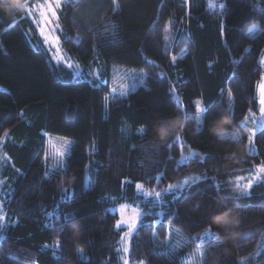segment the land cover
<instances>
[{"label": "trees", "instance_id": "obj_1", "mask_svg": "<svg viewBox=\"0 0 264 264\" xmlns=\"http://www.w3.org/2000/svg\"><path fill=\"white\" fill-rule=\"evenodd\" d=\"M222 1L216 11L207 0L66 1L62 46L85 68L99 63L106 83L93 84L55 65L25 11L0 0L2 178L12 190L0 264H183L197 250L202 264H264V175L247 196L235 187L264 164V126L256 155L244 136L258 113L264 0ZM140 71L146 84L133 90ZM45 134L72 141L50 177ZM125 203L141 219L121 260L127 230L111 208ZM226 210L235 223L217 219ZM209 228L215 236H202Z\"/></svg>", "mask_w": 264, "mask_h": 264}, {"label": "rangeland", "instance_id": "obj_2", "mask_svg": "<svg viewBox=\"0 0 264 264\" xmlns=\"http://www.w3.org/2000/svg\"><path fill=\"white\" fill-rule=\"evenodd\" d=\"M4 1L12 3V0H4ZM66 1L68 0H61L62 6ZM37 2L43 3V0H29V6L31 7ZM207 2H208L209 9H211L212 11L219 10L223 6L222 0H207ZM62 6L59 9H57L58 19L52 18V23L45 22V19L40 15V10H35L32 13V15H29L25 8H22V9L25 11L27 17L30 19L33 25V28H34V32L37 36V39L40 41L41 45L48 51L55 65L60 66V67L61 66L65 67L67 70H69L72 73L75 79H86L93 84L94 83H98V84L104 83L105 84L106 81L102 77V74H104V72H103V69L99 67V63H97V65H92L88 68H85L79 65L63 48L61 38H60L61 26L59 22V13L62 9ZM257 30H258V27L255 26L251 29L250 33L254 34L257 32ZM262 58H264V52H263V55H261L260 60H259L260 65L263 67V73L257 85V90H256V95H257V100H258V113H255L253 111L249 112L247 119L245 120V123H244V125H246V128H245L246 133L244 136H245L246 143H247V151L250 155H256L257 149L255 145V136L253 137V142L251 144L249 143L248 138H249V135H251L249 129H255V135H256V133L264 126V115H262L260 111L262 106L260 105V91H259V85L264 84V62H262ZM139 73L140 75L136 79L131 80V88L133 90L136 89L140 85L146 84V76L144 72L140 71ZM57 76L58 78H60V80L62 79L60 75H57ZM197 102H199L200 105L202 106L200 99L195 101V103ZM202 122H203V114L198 111L197 123H196L197 130H199L202 127ZM234 134H235L234 135L235 139L243 138V133L241 131L235 132ZM45 136H46V145H45V151H44V157H43V164H44V168L46 171V177H50L52 173H55L57 171H62L64 169L65 161L70 153L72 141L70 139L63 138L61 136H50L47 134H45ZM5 143H6V138L0 142V215H3L5 217L3 226L8 223L6 201L8 200L12 192V190H6L5 180L3 181V178H2L4 169L8 167L9 165H11L9 157L3 151V145ZM257 170H258V167L255 168L254 172L246 176H242L244 178L243 180L236 179L235 185L237 183L244 184L249 179H252L253 177H255L257 175ZM262 175L264 174H260V178ZM256 181H254V183ZM141 190L142 189L138 187V194L143 195L144 199L150 198V196H152V194L151 195L149 194L151 193L150 191H146L145 193L142 194ZM111 211L119 215V221L124 220V221L130 222L134 217L138 219V223L136 224V227L130 231L128 237L123 238V241L119 248L120 259L123 260L127 256V253H128L130 238L132 234L136 231V228L139 225V222L141 219L140 212H139L140 209L137 206L131 205L129 203H125L119 206H113L111 208ZM120 227L125 228L127 232H129L128 223H122L120 224ZM172 238L174 242H177V239L182 240V235L175 232L174 237ZM125 248H127V251H125ZM203 259H204V251L197 250V251H194L188 254L183 264H202Z\"/></svg>", "mask_w": 264, "mask_h": 264}, {"label": "snow or ice", "instance_id": "obj_3", "mask_svg": "<svg viewBox=\"0 0 264 264\" xmlns=\"http://www.w3.org/2000/svg\"><path fill=\"white\" fill-rule=\"evenodd\" d=\"M114 2H115V0H114ZM12 3L15 5V7L17 9L18 8H25L29 15H32V13L35 10H40V15L45 19L46 23H52V18L58 19L57 9H59L62 6L61 0H43V3L37 2L31 7L29 6V0H12ZM172 59H173V61H175L176 57L173 56ZM262 62H264V58H262ZM259 91H260V105L262 106L260 111H261V114L264 115V84L259 85ZM195 108L197 111H199L202 114L207 112V109L205 107H202L199 102L196 103ZM185 118H186V114H185ZM140 131H141V133H143L144 129L141 128ZM249 131H250L251 135H249L248 140H249V143L251 144L253 142V137L255 136V129H249ZM219 135L222 139L225 138V133L222 130L219 131ZM233 135H235V134H233ZM176 142H178V143L180 142L179 136L176 137ZM181 147L183 148L182 144H181ZM196 155H198V154L195 152H190L189 157H186L185 159H189V158L194 159ZM260 174H264V164H260L258 166L257 175L255 177H253L252 179H249L244 184L237 183L235 185V187L239 190L240 194H242L244 196L249 195V192L253 187L254 181L260 179ZM204 178L206 179V177H204ZM200 179H201V177L193 178L192 184L197 183ZM237 179L243 180L244 178L239 177ZM188 183L189 182L187 180H185L184 183L181 185H169L168 190L170 191L175 187H179V188L183 189L185 185H188ZM190 186L191 185H189V187ZM138 187H139V185H138ZM149 194L151 195V193H149ZM154 195L157 198H159L161 194L159 192H156V193H154ZM230 211L231 210L224 211L220 216L217 217V219H219V220L223 219L226 223L231 222L234 219V216L229 218L228 213ZM4 221H5V217L3 215H0V230H2V228H3V222ZM64 221H65V224L71 225L72 223H75V218L71 215H66L64 217ZM122 223H128L129 232L124 233V236L128 237L130 231L136 227V224L138 223V219L134 217L130 222H127L124 220L118 221L117 227H119L120 224H122ZM63 226L64 225H61V228H63ZM52 227L55 229V225H53ZM202 236H215V233H213L211 231V229L209 228V230L206 231L205 233H203ZM217 239H218V237H217ZM60 246H61V242L59 240H57L55 242L54 247L60 248ZM125 251H127V248H125ZM126 264H127V262H126Z\"/></svg>", "mask_w": 264, "mask_h": 264}, {"label": "clouds", "instance_id": "obj_4", "mask_svg": "<svg viewBox=\"0 0 264 264\" xmlns=\"http://www.w3.org/2000/svg\"><path fill=\"white\" fill-rule=\"evenodd\" d=\"M228 215H230V213H228ZM237 220V217H234V219L232 220L233 223H235ZM221 221H224L223 219H221Z\"/></svg>", "mask_w": 264, "mask_h": 264}]
</instances>
